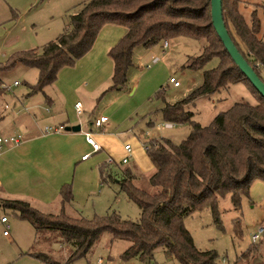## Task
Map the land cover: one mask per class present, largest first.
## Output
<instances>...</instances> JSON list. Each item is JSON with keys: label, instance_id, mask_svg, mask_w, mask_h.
I'll return each instance as SVG.
<instances>
[{"label": "trees", "instance_id": "16d2710c", "mask_svg": "<svg viewBox=\"0 0 264 264\" xmlns=\"http://www.w3.org/2000/svg\"><path fill=\"white\" fill-rule=\"evenodd\" d=\"M238 2L223 0L224 19L236 45L264 80V39L258 34L260 17L253 11L251 22L247 21L238 9ZM69 21L41 49L20 50L6 64H0V68L7 69L18 62L37 67L39 76L30 84L29 93L44 91L46 85L57 79L63 66L74 64L91 49L107 22H119L127 27L126 33L109 50L114 60L109 89L127 86L137 45L152 46L168 37L184 35L206 39L202 52L191 57L186 66L203 67L213 56L219 57V63L204 70L203 82L186 97L165 101L159 109L164 119L190 122L192 127L178 143L165 136L146 141L155 167L149 177L154 190L136 185V174L131 168L120 178L121 191L141 208L139 219L125 218L115 210L93 217L71 216L63 209L59 213L48 212L22 198H2L0 204L29 220L37 233L57 231L72 247L64 263L88 255L108 231L112 239L130 241L121 253L124 260L138 257L150 262L156 248L163 246L181 264H218V251L197 247L184 219L207 206L222 226L221 198L230 194L234 208L239 209L243 196L250 195L253 181L264 180V96L225 48L212 22L211 0H87L70 14ZM240 80H247L253 88L256 103L238 100L217 113L209 124L193 118L190 106L196 99ZM157 96L164 98L162 90ZM111 162L100 167L102 182L114 177L109 167ZM61 193L63 205L71 201L72 184H63ZM30 253L48 263L61 264L46 251Z\"/></svg>", "mask_w": 264, "mask_h": 264}, {"label": "rangeland", "instance_id": "374dc122", "mask_svg": "<svg viewBox=\"0 0 264 264\" xmlns=\"http://www.w3.org/2000/svg\"><path fill=\"white\" fill-rule=\"evenodd\" d=\"M85 1L87 0H0V64H6L11 56L20 50L41 49L46 42L56 38L66 25H69L70 14L82 6ZM238 9L249 22H251L252 12H257L261 21L258 34L264 39V0H239ZM114 25L110 29H121L122 35L126 33L127 30H123L126 27L124 24L116 22ZM167 39L170 42L167 47H163L164 40H161L152 46L140 44L134 48L132 64L128 70L127 86L124 89H109V86H104L95 96L80 92L79 96L86 106L81 115H78L75 110V103L69 101L66 107L70 110L72 117L68 124L61 123L63 126L56 123L44 126L48 121L47 116L57 112V109L64 103L59 96L52 102L49 98L46 99L44 91L29 93L30 84L35 83L39 76L37 67L18 62L7 69L0 68L1 83L10 84L9 88L3 87L0 92V134L3 132L1 124L8 121L14 123L12 116L17 112L27 110L35 111L39 115L42 123L40 126H44L42 129L44 134L61 132V128L71 129V126L75 124L73 118L81 119L84 129L88 119H93L104 112L108 114L109 121L113 124L103 130L111 135L108 150L89 152L90 147H87L82 139L73 138L74 152L72 149L70 151L73 154V160L69 164L60 160L59 164L52 162L48 169H44V166L39 164L35 166V169L27 165L30 168L24 171L20 168V164L7 165L4 161L0 162L1 181L5 184L4 179L8 178L9 184L15 188L13 190H19L15 191L17 195H12L9 193L10 189L0 187V203L3 197L22 198L36 202L34 194H41L42 191L40 186L35 184L41 176L45 178V174L40 169L42 168L43 171L50 170L52 174L49 176L55 180L66 175L68 182L72 184L75 201H77L74 208L69 211V215L77 216L81 213L86 217H93L96 214L103 215L115 210L125 218L139 219L140 206L121 191L118 179L123 176L127 168H131L139 174L136 179L139 186L154 190V186L149 181V175L154 172L155 167L146 147L149 145L146 141L165 136L178 143L189 134L192 127L190 122H174L172 126L166 125L168 120L164 119L159 108L165 101L174 102L186 97L203 82L204 70L219 63V57L213 56L203 67L192 68L185 65L191 57L202 52L203 45L207 43L205 38L183 35ZM155 56L159 58L154 60ZM109 57L112 67L107 66L106 59L108 58L104 53L95 54L93 59L85 60L86 63L83 62L76 68H73V64H69L66 69H71L70 79L62 77L58 82L61 68L57 79L45 86L46 94L55 96L56 87L71 85L79 80L87 79L91 83H96L103 76V72L104 76H109L114 72V61L110 53ZM171 75H175L180 80L179 86L170 82ZM15 80H19V83L15 84ZM160 90L164 98H158L157 94ZM241 99L257 102L255 92L247 80L231 83L210 95L201 96L190 108L194 111L195 120L202 124H209L217 113L228 109ZM25 139L26 135L22 142ZM126 142L132 144L133 151L128 155L129 159L123 161L124 156L127 155L124 150ZM7 146L9 145L0 150L6 149ZM83 152H89L85 164L81 160ZM134 152L137 154L136 158L133 155ZM111 156L115 158V161L109 164L114 177L102 182L100 167L108 162ZM251 189L250 195L243 196L239 209L234 208L230 194L221 198L222 226L215 221L210 207L207 206L194 211L184 219L197 247L214 248L218 251V264H231L235 260H238L237 264H256L258 261L264 264V235L258 241L252 239L253 231L264 219V180L255 179ZM21 190L33 193L29 196H21L19 195ZM2 214L9 216L7 224L11 234L16 233L25 237L24 225H30V223L22 220L13 208L0 204V217ZM7 224L0 220L1 251H6L11 246L3 233ZM111 242V233L105 231L90 252H94L93 264H97L96 259L99 256L105 257L108 263L111 256L121 255L130 243L127 239L115 238L111 244L112 249H109ZM71 248V245L57 231H43L38 233L33 250L43 249L64 263ZM243 251L245 253L242 256L245 258L240 259ZM71 262L82 264V260L79 259ZM119 264H181V262L168 255L163 246H158L150 262H144L137 257L127 262H119Z\"/></svg>", "mask_w": 264, "mask_h": 264}, {"label": "crops", "instance_id": "0c3cea01", "mask_svg": "<svg viewBox=\"0 0 264 264\" xmlns=\"http://www.w3.org/2000/svg\"><path fill=\"white\" fill-rule=\"evenodd\" d=\"M114 24H116V22H107L104 25H102V27L98 33V36H97L93 46L91 47V49L88 52H86L83 56H81L80 58H78L76 60V62L73 64L74 65L73 68H76L77 66H79V64H81L83 62L86 63V61L93 59L95 54L97 55L99 53L105 54V56L108 58V59H106L107 66L112 67V64L110 61L111 59L109 57V50L123 36L121 34L123 32V31H121V29H116V30L110 29V28H113L111 26H115ZM126 28L127 27L123 28V30L126 31L127 30ZM169 45H170V42H169L168 46ZM163 47H165L164 44H163ZM67 66L68 65H65L62 67V71H60V75L57 79L58 82L61 80L62 77L70 79V77H71V71L70 70L71 69H66L69 67V66L68 67ZM62 74H64V75H62ZM112 74L110 73L109 76H104V72H103V76H101L100 80H97L96 83H91L87 79H84V80H79L77 82H73V84H71V85H63L62 87H56L55 88L56 91H54L55 96H50V95L46 94L47 89L46 90L44 89L43 93L47 96L46 99L49 98V100L54 102L55 100H57V97L59 96L60 99H62L64 101V103L61 102L63 104L61 105V107H59L57 109V112H54L53 114H50L47 116L48 121L45 122L44 126L51 124V123L68 124L71 117H72L70 115V110L66 107L68 105V102L71 101L73 103H76L78 100H82V98L79 96L80 92H84L85 94H90L91 96L97 95L99 93V89L101 87H104V86L107 87L111 84ZM72 78H74V77H72ZM50 84H52V83H50ZM179 85H177V86H179ZM83 103H84V101H83ZM85 107L86 106L84 103V109H85ZM103 114L108 116V114H106L105 112ZM12 117H13L12 120L14 121L15 125H13L14 123H11V121L4 122L3 124H1V131H3L1 134L16 133L18 131V132L24 133V135H26V139L20 145L7 146L6 149L0 150V156L2 157V160L0 162L2 163V161H4V162H6L7 165L14 164V163L20 164V168L23 170L30 168L27 165H30L31 169H35V166L38 164L43 165L44 169H48V167L51 165L52 162L59 164L58 161H60V160H63L64 163L69 164L71 162V160H73V154H71L70 151L72 149V151L74 152V145L72 144V141H73V138H75V137L82 139L84 141V143L86 144V146L90 147L89 152H93V153L101 151L102 149L108 150L109 146L111 144L110 133L103 131V130L107 129V127L113 125L109 121L110 117H108V121L106 122L104 128L103 127L99 128V127L94 125L93 121H94L95 117L93 119H88V122L86 123V126H84V129L82 128V124H83L82 120L81 119L77 120L76 118H73V123L81 125L80 130L64 129L61 132H50V133H45V134L42 133V129L44 126L43 127L40 126L42 123L39 119V115L35 111L32 112V111L27 110V111H23L20 113L17 112ZM88 130L94 132L96 139L102 145L101 149H99V150L93 149V145L87 139L86 131H88ZM124 150H125V153L128 154V151L125 148V144H124ZM132 151H133V146H132L131 152ZM89 152H87V153H89ZM87 153L83 152L81 154V157H82L81 160H82V163H84V164L86 163L85 160L89 156L86 158H83V155H85ZM133 155L135 158L137 157L136 152H134ZM108 161L113 162V161H115V158L113 156H111V158ZM36 162H37V164H36ZM40 169H41V172L43 174H45L44 175L45 178L43 176H41L40 180L35 185L40 186L42 193L41 194H34L33 197L36 199V202L35 201L34 202L31 201V202L36 207H38L39 209H41L43 211L60 212V210L63 209L66 213L69 214V211L72 208H74L75 202L77 200L75 201V195L73 192V199L71 201L66 202L64 205L62 203L61 188H62L63 184L69 183L67 176L65 175L62 178H58L55 180L53 178H50L49 175L52 174L50 172V170H46V171L44 170L43 171L42 168H40ZM38 172H39V170H38ZM133 172L136 174L134 182L136 185H138L136 183V179L138 178L139 174L135 171H133ZM100 174H101V168H100ZM151 174H152V172L150 173V175ZM150 175H149V177H150ZM0 177H1V175H0ZM101 179H102V176H101ZM119 180L120 179H118V181ZM4 181H5V184L0 179V187L10 189L9 193H11L12 195H17V194H15V191H19V190H13L15 188H13L9 184L8 178H5ZM31 193H33V192L21 190L19 195L29 196V195H31ZM3 198H5V197H3ZM77 212H78V209H77ZM2 215H4V214H2ZM77 216H85V215L79 213ZM0 220H1V217H0ZM22 220H26V219H22ZM262 220H264V219H262ZM27 221L30 223V225H24L25 226L24 233H26L25 237H21V236H19V234H16L15 232H14L15 235H13V234H11V231L9 232V234H4L7 237V241L10 243L11 246L6 251H1V247H0V264H51V263H48V262H46V261H44V260H42V259H40V258H38L35 255L30 253L32 251H39V250L45 251V250H43V249L33 250V247L36 244L38 233L36 231L35 226L29 220H27ZM8 222H9V216H8ZM16 231H17V229H16ZM111 240H112V242L109 243V246H108L109 249H112L111 244H113V241L115 239L111 238ZM60 242L64 243V241H60ZM93 254H94V252H92V253L84 256V257H80L78 259L82 260V264H93L92 263V255ZM122 261L127 262L130 260L122 259L121 255L119 254L118 257L111 256L109 258V262L108 263L106 262V264H119V262H122ZM60 263L61 264H73V262H70V263L60 262Z\"/></svg>", "mask_w": 264, "mask_h": 264}, {"label": "built area", "instance_id": "2783aa9c", "mask_svg": "<svg viewBox=\"0 0 264 264\" xmlns=\"http://www.w3.org/2000/svg\"><path fill=\"white\" fill-rule=\"evenodd\" d=\"M163 44L165 47H167L169 44V40L165 39ZM158 58H159L158 56H155L154 60H157ZM170 82H173L174 85H179L181 83L180 80L175 75L170 76ZM14 83L15 84L19 83V80H15ZM1 86L5 87V88L6 87L9 88L10 84L2 82ZM75 108L77 110L78 115H81L85 111L83 101L78 100L75 103ZM107 121H108V116L105 114H101V115L95 117L93 123L95 126H97L99 128L100 127L104 128ZM166 125L172 126V125H174V122L167 121ZM60 126H63V125L60 124ZM61 129L63 130V128H61ZM56 130H59V129H56ZM86 135H87L88 141L93 145L94 150H99L102 148L101 143L96 139L93 131H90V130L86 131ZM23 139H24V134L22 132H16V133H10V134H0V148H3L6 145L10 146V145L19 144L23 141ZM146 147L149 148V145H146ZM125 148L128 151V154L123 158V161H127L129 159L128 155L131 153V150H132L131 143L130 142L125 143ZM86 157H88V154L83 155V158H86ZM1 221L5 222L7 224L8 223V215L7 214L2 215ZM9 232H10V230H9V226L7 224V226L3 230V233L9 234ZM263 235H264V220H262L258 224L256 229L253 231L252 239H253V241H258L263 237ZM96 262H97V264H106V259L103 256H99L96 259Z\"/></svg>", "mask_w": 264, "mask_h": 264}, {"label": "water", "instance_id": "95a60500", "mask_svg": "<svg viewBox=\"0 0 264 264\" xmlns=\"http://www.w3.org/2000/svg\"><path fill=\"white\" fill-rule=\"evenodd\" d=\"M211 15L213 25L232 59L237 63L259 93L264 96V80L236 45L226 25L223 14V0H211ZM71 129L80 130L81 125H72Z\"/></svg>", "mask_w": 264, "mask_h": 264}]
</instances>
